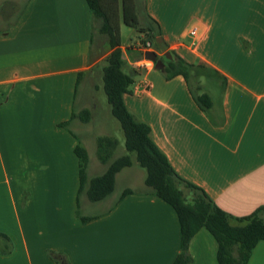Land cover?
Wrapping results in <instances>:
<instances>
[{"label": "crops", "instance_id": "1", "mask_svg": "<svg viewBox=\"0 0 264 264\" xmlns=\"http://www.w3.org/2000/svg\"><path fill=\"white\" fill-rule=\"evenodd\" d=\"M136 2L138 16L161 30L160 42L147 41L150 50L204 62L227 83L202 109L184 76L140 67L141 34L121 45L122 70L134 79L126 106L150 126L177 173L222 210L244 217L264 207V0ZM13 21L0 25V264H172L181 250L178 215L145 184L135 154L127 151L132 164L117 173L116 187L122 176L143 173L140 188L126 185L98 202L80 192L77 146L88 153V178L125 155L97 126L105 120L91 76L111 48L88 3L26 0ZM86 109L89 121L74 116ZM101 137L118 142L108 162L98 156ZM217 251L201 228L189 244L191 264H219ZM247 264H264V239Z\"/></svg>", "mask_w": 264, "mask_h": 264}, {"label": "trees", "instance_id": "2", "mask_svg": "<svg viewBox=\"0 0 264 264\" xmlns=\"http://www.w3.org/2000/svg\"><path fill=\"white\" fill-rule=\"evenodd\" d=\"M86 2L92 11L97 32L108 36L111 51L104 59L102 75L104 91L111 105L112 114L119 120L124 131L125 148L135 154L138 165L145 169V184L153 193L169 203L178 215L181 250L172 264H191L189 244L201 228H206L216 239L219 264H247L256 244L264 239V207L258 208L248 216L234 217L217 206L201 187L177 173L167 156L152 139L150 126L138 120L124 101V94L130 91L134 79L133 74L122 70L124 60L120 27L122 19L130 27L138 26L136 0H86ZM139 31L147 32L146 39H143L144 43L148 40L157 43V37L161 36L158 24L155 27L151 22ZM170 52L171 59L162 56L165 66L161 71L164 76L167 79L177 75L184 76L193 93L192 81H196L200 91L197 95L195 93L196 101L202 109H209L212 105L211 92L216 89L224 91L226 77L204 62L193 64L173 51ZM74 116L89 121L91 112L86 109ZM117 145L118 142L114 138H99L100 160L108 162L112 159ZM76 152L80 160V192L87 189V196L92 202L109 197L115 190L117 173L132 164L129 154L121 155L110 162L102 175L88 178L86 175L88 153L82 146H77ZM181 184L192 194L190 198L180 187ZM131 191L126 189L122 195ZM3 237L7 239V236Z\"/></svg>", "mask_w": 264, "mask_h": 264}, {"label": "rangeland", "instance_id": "3", "mask_svg": "<svg viewBox=\"0 0 264 264\" xmlns=\"http://www.w3.org/2000/svg\"><path fill=\"white\" fill-rule=\"evenodd\" d=\"M25 2H26V0H0V25L5 26L7 23L12 22L16 18V16L18 15V13L21 11ZM143 10L144 9H142V11ZM143 15L144 14L142 12V17L141 18L139 17V24L137 27H134V28L126 25L123 22V19L121 20V27H120L121 28L120 29L121 41L125 46L130 45V44H135V42L137 43V41L140 40L139 35L141 36V34H143L144 37H142L140 42H141V44H146L143 42V39H146L147 32L139 31V29L146 28L148 26V23H150L151 21L149 19L145 18L146 16L145 15L143 16ZM104 63H105V61L103 60L100 64H98L93 69L92 76H91L93 82L95 81V83H96L94 98H95V102L97 104L98 113H100L103 116V119L105 120L104 125L95 124V126L97 125V126L103 127L104 130L109 135L115 136L120 140V144L118 145V147L116 149V154H120V155L126 154L128 152L124 148V132L121 128L119 120L115 116H113L111 111H110L111 105L109 104V102L107 100L106 93L104 91L103 76H102ZM126 72H127V70H126ZM204 80H205V78H204ZM192 89H193L194 93H196V95L200 93V91L198 90V83L196 81H192ZM99 119H101L100 116H97L95 118V122L96 123H99V122L104 123L103 121H100ZM110 138H113V137H110ZM132 154H134V153H132ZM139 168L142 170V172H145L144 168H142V167H139ZM142 175H143V173H142ZM142 175L140 177V180H138V178L131 180V179H128L127 177L122 176V178L119 179V183H118L117 187L115 186V192L118 193L121 190V188L123 186H126V185L131 186V187H135V188H140V186H142V180H141ZM180 187L183 189L185 194H187L188 198H190L192 194L188 191V189L185 188L182 184L180 185Z\"/></svg>", "mask_w": 264, "mask_h": 264}, {"label": "water", "instance_id": "4", "mask_svg": "<svg viewBox=\"0 0 264 264\" xmlns=\"http://www.w3.org/2000/svg\"><path fill=\"white\" fill-rule=\"evenodd\" d=\"M157 41L160 42L161 38H158ZM144 56H145L146 59H149V60L154 62V67L156 69L161 70V69L164 68V66H165L164 60L162 59V57L158 56V54L154 50L145 51ZM163 56L168 58V59L172 58V55H171L170 51H166Z\"/></svg>", "mask_w": 264, "mask_h": 264}, {"label": "built area", "instance_id": "5", "mask_svg": "<svg viewBox=\"0 0 264 264\" xmlns=\"http://www.w3.org/2000/svg\"><path fill=\"white\" fill-rule=\"evenodd\" d=\"M189 35L191 36L192 38V41H191V45L193 47L196 46L197 44V36H198V30H197V27H193L191 28L190 32H189ZM151 43L150 42H147L146 45H145V51L147 50H150V47H151ZM150 66H154V62L149 60V59H145L141 64H140V67H143V68H146V67H150Z\"/></svg>", "mask_w": 264, "mask_h": 264}]
</instances>
